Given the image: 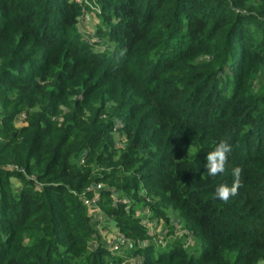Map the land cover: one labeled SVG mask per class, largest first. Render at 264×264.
I'll list each match as a JSON object with an SVG mask.
<instances>
[{
	"label": "trees",
	"instance_id": "16d2710c",
	"mask_svg": "<svg viewBox=\"0 0 264 264\" xmlns=\"http://www.w3.org/2000/svg\"><path fill=\"white\" fill-rule=\"evenodd\" d=\"M101 8L104 51L81 42L74 0H0V98L19 95L0 124V264H109L106 248L91 255L83 203L108 179L102 195L120 201L111 215L135 218L145 205L139 189L149 188L203 247L175 244L142 264L264 261V0H104ZM70 83L78 89L67 103ZM62 103L69 113L59 119ZM23 106L38 111L16 128ZM221 139L232 151L212 177L206 155ZM237 166L236 194L216 198ZM103 168L113 173L93 178Z\"/></svg>",
	"mask_w": 264,
	"mask_h": 264
},
{
	"label": "rangeland",
	"instance_id": "374dc122",
	"mask_svg": "<svg viewBox=\"0 0 264 264\" xmlns=\"http://www.w3.org/2000/svg\"><path fill=\"white\" fill-rule=\"evenodd\" d=\"M79 8V18L76 24L75 30L79 33L81 42L94 50L104 51L107 50V39L105 38L103 31L106 29L104 24V15L102 12V2L104 0H80L79 2L74 0ZM57 73H60V71ZM55 74V73H54ZM52 79V78H51ZM36 80H40L37 78ZM48 88L51 87V80ZM46 85V84H45ZM76 86L71 83L65 88L67 96V103L73 100V94L77 91ZM13 93V95H10ZM19 95L15 91H8V94L0 98V124L3 125L5 120L8 119L13 112L14 104L19 102ZM17 113L14 115L13 124L16 128H19L26 124L27 120L31 116V113L38 111L37 109L28 110L25 106L18 107ZM58 118L62 119L69 109L65 103H62L58 108ZM118 147H122L125 141L120 140ZM122 144V145H121ZM124 148V147H123ZM82 160V158L80 159ZM84 161H80L81 165ZM113 173L112 169H98L93 173V178L105 179ZM114 179H108V181L97 182L91 185L89 190L93 198H97L94 207L88 208V214L92 216L90 226L86 228V232L90 236V252L92 257L98 258L103 248H107L109 242L115 243V236L117 234H123L126 236L128 243L118 252L110 251L113 255H106L105 260H109V264H137V259H140V264L144 260L164 259L170 255L171 248L176 245H181L189 252H197L200 254L203 251V247L197 243L195 235L187 227L186 221L181 216V213L173 208V206L163 201L160 197H156L154 192H150L149 188H140L137 198L145 204L135 218H121L118 219L110 214L111 208L118 209L119 196H103L102 189L106 188L110 182ZM13 183L16 186L21 184V181L14 178ZM97 186H101V189H97ZM96 196V197H94ZM84 198V197H83ZM132 206L135 208V199H130ZM156 207L160 216L156 215V212L152 210ZM137 211V210H136ZM130 232H146L147 235L138 237L134 233ZM150 248V255L143 256L142 250ZM140 250V253H136ZM114 261V263H111ZM257 264H264V261H260Z\"/></svg>",
	"mask_w": 264,
	"mask_h": 264
},
{
	"label": "clouds",
	"instance_id": "9594fccd",
	"mask_svg": "<svg viewBox=\"0 0 264 264\" xmlns=\"http://www.w3.org/2000/svg\"><path fill=\"white\" fill-rule=\"evenodd\" d=\"M194 152L195 149H192ZM232 147L229 142L221 139L216 143L213 150L207 152L206 155V169L209 176L215 177L218 173H223L228 155L231 153ZM233 182L231 186L221 184L215 190V197L227 201L230 195H235L239 187V179L241 175V168L234 167L232 169Z\"/></svg>",
	"mask_w": 264,
	"mask_h": 264
},
{
	"label": "built area",
	"instance_id": "2783aa9c",
	"mask_svg": "<svg viewBox=\"0 0 264 264\" xmlns=\"http://www.w3.org/2000/svg\"><path fill=\"white\" fill-rule=\"evenodd\" d=\"M76 1H80V0H76ZM97 189H101V186H97ZM91 191V190H89ZM96 197V196H94ZM97 198H93L91 196H85L83 198V203L84 205H86L87 207H94V205L96 204V200ZM115 243L113 242H109V245L107 246V248L110 250V251H113V252H118L119 250H121L123 247H125L128 243V240L126 238L125 235L123 234H117L115 236Z\"/></svg>",
	"mask_w": 264,
	"mask_h": 264
}]
</instances>
